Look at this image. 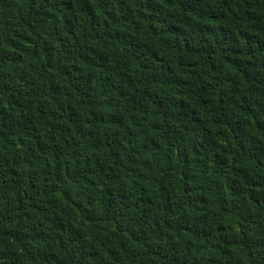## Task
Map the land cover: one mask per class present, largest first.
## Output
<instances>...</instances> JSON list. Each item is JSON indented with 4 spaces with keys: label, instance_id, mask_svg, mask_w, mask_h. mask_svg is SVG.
<instances>
[{
    "label": "trees",
    "instance_id": "trees-1",
    "mask_svg": "<svg viewBox=\"0 0 264 264\" xmlns=\"http://www.w3.org/2000/svg\"><path fill=\"white\" fill-rule=\"evenodd\" d=\"M0 264H264V0H0Z\"/></svg>",
    "mask_w": 264,
    "mask_h": 264
}]
</instances>
